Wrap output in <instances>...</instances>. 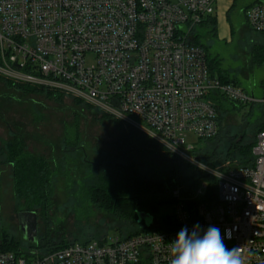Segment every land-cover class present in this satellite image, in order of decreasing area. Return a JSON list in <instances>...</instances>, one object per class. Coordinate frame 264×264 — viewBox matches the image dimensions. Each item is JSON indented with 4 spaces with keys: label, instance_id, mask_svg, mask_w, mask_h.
<instances>
[{
    "label": "built area",
    "instance_id": "2783aa9c",
    "mask_svg": "<svg viewBox=\"0 0 264 264\" xmlns=\"http://www.w3.org/2000/svg\"><path fill=\"white\" fill-rule=\"evenodd\" d=\"M218 0H0V76L85 101L213 178L191 194L173 191L171 225L135 236L74 242L42 254L4 251L0 264H170L178 232L230 230L242 264H264V99L223 84L210 71L198 28ZM264 35V0L246 9ZM261 105L252 166L222 171L199 160L193 136L220 133L219 101Z\"/></svg>",
    "mask_w": 264,
    "mask_h": 264
},
{
    "label": "rangeland",
    "instance_id": "374dc122",
    "mask_svg": "<svg viewBox=\"0 0 264 264\" xmlns=\"http://www.w3.org/2000/svg\"><path fill=\"white\" fill-rule=\"evenodd\" d=\"M258 1L218 0L216 32L210 22L205 23L198 28L197 39L212 58L217 56L220 59L222 68L230 76L237 75L238 87L245 94L260 101L264 99V68L258 63L257 48L264 47V36L247 27L246 17V9ZM60 98L57 100L34 91H18L0 80V152L8 141L21 139L29 152L46 158L56 172L52 208L47 215L39 210V238L50 234L62 247L90 238L102 239L123 233L128 236L132 230L122 229L112 216L97 209L81 188L85 183L96 182L102 175L105 170L99 168V164L104 163L110 170L115 160L113 155L117 154L116 143L127 125L121 127L123 122L83 100L65 94ZM219 102L223 112L228 113L221 139L204 142L189 136L188 141L196 143L200 155L214 157L217 154L215 158L220 170L243 167L245 156L238 153L226 156L232 152L230 137L237 136L238 140H235L240 141V134L244 133L241 145H253L262 117L261 105L223 99ZM66 136L76 141V147L65 145ZM157 165L165 174L172 168L166 161ZM137 169L146 180L159 179V173L149 164L139 163ZM177 171V176H181V185L177 189L184 194L193 193L195 186L192 182L199 178L200 170L183 165L181 175ZM27 209L24 199L15 194L11 169H6L0 175V244L3 245V238L9 236L20 244L21 252L38 250L42 254L49 253L45 248L31 247L19 225L18 215ZM172 215L173 207L165 206L149 225L139 218V231L150 230L153 222L154 229L160 228L161 221Z\"/></svg>",
    "mask_w": 264,
    "mask_h": 264
},
{
    "label": "trees",
    "instance_id": "16d2710c",
    "mask_svg": "<svg viewBox=\"0 0 264 264\" xmlns=\"http://www.w3.org/2000/svg\"><path fill=\"white\" fill-rule=\"evenodd\" d=\"M215 20V18H210L209 21H206V23L210 22L209 24L213 27L214 32L217 30ZM247 27L251 29L248 23ZM196 41L197 45L202 47L206 52L211 73L217 75L223 84L235 85L234 80L228 74L227 70L222 68V62L220 59L217 56V58H212L207 51V48L203 46L201 42H198V39H196ZM263 57L264 47L257 48L258 63L263 62ZM0 80L4 81L9 88L18 91L45 93L49 97H55L57 100H61L60 96L63 95V93L58 91L48 90L25 83H18L3 76H0ZM222 99L229 100L225 98ZM219 112L220 133L216 138L211 139L215 141L221 139L223 130L227 126L226 122H228V113L226 115V113L223 112L220 102ZM123 125L125 124L122 123L121 127H123ZM260 127L259 124L257 127V133L259 132ZM68 136H66L65 145L67 147H76V141L73 139L71 140ZM230 138L233 141L232 144H230L232 152L226 154V156L238 153L240 156L246 157L243 159V167L252 166L254 162L252 150L255 142L251 147H244L241 145L243 140H235H238L237 136ZM115 148L117 154L113 155L115 160L111 163L110 170L105 168L104 163L99 164L98 167L105 171L101 173L102 175L96 182L89 184L85 183L81 188L85 191L89 202L97 209L112 216L118 225H122V229L127 228L129 231L132 230L128 233V236L124 235V233L122 234L123 236L131 237L144 232L139 231L140 213H146L155 218V216L160 213L162 207L174 206L175 200L173 198V191L177 189V186L181 185L179 180V177L181 176H177V169L179 170L178 175H181V166L190 165L173 156L151 137L136 131L130 126H127L126 129H122ZM200 152L201 150H196L195 152V155L199 160L214 169H219L217 166V163L219 162L217 161V158H215L217 154H215L214 157L212 155L206 157L200 155ZM0 157L4 158L3 160L0 159V164H9L13 167L14 191L18 197L24 199L28 208L25 211L36 212L38 220L39 210L47 215L52 208L54 180L56 175L55 169L50 161L42 156H37L29 152L21 139L8 141L1 149ZM220 159L222 158L219 157V160ZM161 161H166L172 165L171 171H169L170 173H161V169L157 165L161 163ZM139 163L151 165L157 173H159V179L152 181L143 178L137 169ZM192 168L197 171L196 168ZM221 170L226 171L225 169ZM198 173L199 178L192 182L195 189L199 186L201 181L208 180L212 184L210 191L212 193L214 192V195L217 194V187L215 186L213 178L200 171H198ZM171 221L172 216H167V218L161 221L164 226L162 227L161 225L160 229H166V227H169ZM118 230L123 232L120 228ZM92 239L95 238H90L83 242L86 243ZM29 244L31 247L45 248V251L49 252L68 245L61 247L60 244L56 243V239L50 234L43 235L41 238L38 237L36 243ZM20 248V244L15 242L9 236L3 238L2 249L4 251L20 253Z\"/></svg>",
    "mask_w": 264,
    "mask_h": 264
},
{
    "label": "clouds",
    "instance_id": "9594fccd",
    "mask_svg": "<svg viewBox=\"0 0 264 264\" xmlns=\"http://www.w3.org/2000/svg\"><path fill=\"white\" fill-rule=\"evenodd\" d=\"M199 224L194 225V230L189 232L183 227L176 239L170 243L172 259L170 264H242L240 247L228 250L224 238H231L230 230L226 229L222 237L221 230L210 225L203 231H197Z\"/></svg>",
    "mask_w": 264,
    "mask_h": 264
},
{
    "label": "water",
    "instance_id": "95a60500",
    "mask_svg": "<svg viewBox=\"0 0 264 264\" xmlns=\"http://www.w3.org/2000/svg\"><path fill=\"white\" fill-rule=\"evenodd\" d=\"M139 218L151 224L153 217L146 213H140ZM19 225L25 234L27 241L31 244L37 242L39 237V220L36 212H20L18 215ZM153 221V220H152Z\"/></svg>",
    "mask_w": 264,
    "mask_h": 264
},
{
    "label": "crops",
    "instance_id": "0c3cea01",
    "mask_svg": "<svg viewBox=\"0 0 264 264\" xmlns=\"http://www.w3.org/2000/svg\"><path fill=\"white\" fill-rule=\"evenodd\" d=\"M260 66H262L264 68V57H263V62L260 63ZM245 75V74H244ZM231 78L234 80L235 85L238 87L239 83H238V79H237V75H232ZM262 87L264 88V81L262 82ZM6 169H11V174L13 176V167L9 164H0V175L6 170Z\"/></svg>",
    "mask_w": 264,
    "mask_h": 264
},
{
    "label": "flooded vegetation",
    "instance_id": "af4514ba",
    "mask_svg": "<svg viewBox=\"0 0 264 264\" xmlns=\"http://www.w3.org/2000/svg\"><path fill=\"white\" fill-rule=\"evenodd\" d=\"M240 135H241V137H240V139H239V140L241 141V140H243V139H244V136H245V135H244V133H243V134H240Z\"/></svg>",
    "mask_w": 264,
    "mask_h": 264
}]
</instances>
